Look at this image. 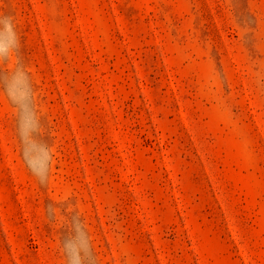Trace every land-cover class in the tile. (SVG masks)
<instances>
[{
	"label": "rangeland",
	"instance_id": "rangeland-1",
	"mask_svg": "<svg viewBox=\"0 0 264 264\" xmlns=\"http://www.w3.org/2000/svg\"><path fill=\"white\" fill-rule=\"evenodd\" d=\"M0 264H264V0H0Z\"/></svg>",
	"mask_w": 264,
	"mask_h": 264
}]
</instances>
